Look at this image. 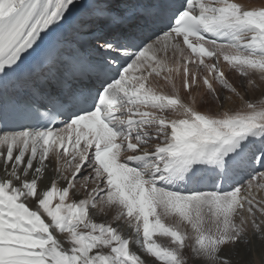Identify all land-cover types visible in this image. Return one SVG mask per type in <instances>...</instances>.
Returning <instances> with one entry per match:
<instances>
[{
	"label": "snow or ice",
	"instance_id": "6c2138e0",
	"mask_svg": "<svg viewBox=\"0 0 264 264\" xmlns=\"http://www.w3.org/2000/svg\"><path fill=\"white\" fill-rule=\"evenodd\" d=\"M257 91L264 0H0V264H233L264 247Z\"/></svg>",
	"mask_w": 264,
	"mask_h": 264
},
{
	"label": "rangeland",
	"instance_id": "374dc122",
	"mask_svg": "<svg viewBox=\"0 0 264 264\" xmlns=\"http://www.w3.org/2000/svg\"><path fill=\"white\" fill-rule=\"evenodd\" d=\"M259 3H253V2H246L247 4L246 5H250V6H255V5H260L262 3V0H258ZM260 92L257 91V92H254V93H251L249 96H250V99L254 100L255 102H258V103H264V96L263 98H260ZM198 103V106L203 108L204 105L200 104L199 102ZM223 109H227V105L223 108ZM261 247V244L260 242L257 240V241H254L252 245L250 246H247V253L246 254H242V255H246L244 257H236V261H240L241 264H263L262 262H264V255H261V254H264V251H262L260 249ZM236 254H239V250L236 251ZM257 257V259H261V261L259 260H255ZM263 257V258H262ZM239 264V262H238Z\"/></svg>",
	"mask_w": 264,
	"mask_h": 264
},
{
	"label": "bare ground",
	"instance_id": "6f19581e",
	"mask_svg": "<svg viewBox=\"0 0 264 264\" xmlns=\"http://www.w3.org/2000/svg\"><path fill=\"white\" fill-rule=\"evenodd\" d=\"M241 1H242V3L245 4L248 0H241ZM197 106H198V103H197ZM260 249L262 251H264V247L261 246ZM238 250H239V254H236V252H234V254L232 256L233 264H238V262H239V264H241L240 261H236V257H244V256H246V255H242V254H246L247 253V249L246 248L241 247ZM261 255H264V254H261ZM263 264H264V262H263Z\"/></svg>",
	"mask_w": 264,
	"mask_h": 264
}]
</instances>
